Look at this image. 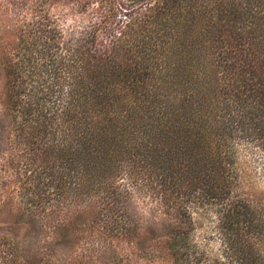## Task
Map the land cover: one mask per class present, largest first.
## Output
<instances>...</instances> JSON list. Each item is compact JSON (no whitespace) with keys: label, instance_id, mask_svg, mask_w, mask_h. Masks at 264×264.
Listing matches in <instances>:
<instances>
[{"label":"trees","instance_id":"16d2710c","mask_svg":"<svg viewBox=\"0 0 264 264\" xmlns=\"http://www.w3.org/2000/svg\"><path fill=\"white\" fill-rule=\"evenodd\" d=\"M107 5L89 32L95 42H65L38 0L14 25L9 14L1 22L21 47L5 68L6 107L28 170L11 184L58 164L69 185L80 172L101 187L108 159L154 166L161 146L171 160L196 153L211 170L203 197H228L233 132L252 123L264 145V0H155L123 13ZM248 208L230 212L228 264H264V217Z\"/></svg>","mask_w":264,"mask_h":264},{"label":"rangeland","instance_id":"374dc122","mask_svg":"<svg viewBox=\"0 0 264 264\" xmlns=\"http://www.w3.org/2000/svg\"><path fill=\"white\" fill-rule=\"evenodd\" d=\"M30 1L0 0V264H228L233 207L247 204L264 217V145L252 123L233 132L227 151L233 163L225 162L232 185L221 200L203 197L209 163L195 162L196 153L171 160L161 146L154 166L134 157L108 159L110 174L101 187H87L80 172L69 185L67 168L58 164L29 174L28 184H11L28 170L6 107L5 68L21 47L18 30L1 22L8 14L13 25L23 19ZM38 1L65 42H95L89 32L109 12L108 0ZM112 1L122 13L126 5L145 11L155 2Z\"/></svg>","mask_w":264,"mask_h":264}]
</instances>
